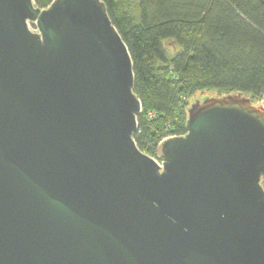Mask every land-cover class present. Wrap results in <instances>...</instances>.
<instances>
[{
  "label": "water",
  "instance_id": "1",
  "mask_svg": "<svg viewBox=\"0 0 264 264\" xmlns=\"http://www.w3.org/2000/svg\"><path fill=\"white\" fill-rule=\"evenodd\" d=\"M134 85L104 0H0V264H264V104L194 98L160 164Z\"/></svg>",
  "mask_w": 264,
  "mask_h": 264
},
{
  "label": "trees",
  "instance_id": "2",
  "mask_svg": "<svg viewBox=\"0 0 264 264\" xmlns=\"http://www.w3.org/2000/svg\"><path fill=\"white\" fill-rule=\"evenodd\" d=\"M104 2L133 60L142 102L134 138L145 153L158 157L163 140L187 134L195 95L264 99V0Z\"/></svg>",
  "mask_w": 264,
  "mask_h": 264
},
{
  "label": "rangeland",
  "instance_id": "3",
  "mask_svg": "<svg viewBox=\"0 0 264 264\" xmlns=\"http://www.w3.org/2000/svg\"><path fill=\"white\" fill-rule=\"evenodd\" d=\"M29 26H30V28L33 30V31H38V28H37V25L35 24V23H33V22H29ZM198 95H195L193 98H192V100L194 99V98H196ZM191 99V98H190ZM257 104H264V99L262 100V101H260V102H258Z\"/></svg>",
  "mask_w": 264,
  "mask_h": 264
},
{
  "label": "built area",
  "instance_id": "4",
  "mask_svg": "<svg viewBox=\"0 0 264 264\" xmlns=\"http://www.w3.org/2000/svg\"><path fill=\"white\" fill-rule=\"evenodd\" d=\"M153 157H154V156H153ZM154 158L157 159L158 162H159L160 164H162V160L160 159L159 156H158V157H154ZM261 184H262V186H263V188H264V180L261 181Z\"/></svg>",
  "mask_w": 264,
  "mask_h": 264
}]
</instances>
